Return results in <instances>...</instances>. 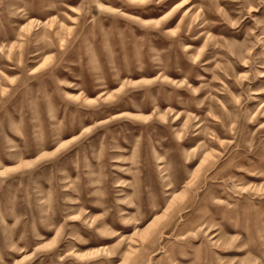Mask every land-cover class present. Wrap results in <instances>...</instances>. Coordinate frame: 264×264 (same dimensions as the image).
<instances>
[{"label": "rangeland", "instance_id": "1", "mask_svg": "<svg viewBox=\"0 0 264 264\" xmlns=\"http://www.w3.org/2000/svg\"><path fill=\"white\" fill-rule=\"evenodd\" d=\"M0 264H264V0H0Z\"/></svg>", "mask_w": 264, "mask_h": 264}]
</instances>
